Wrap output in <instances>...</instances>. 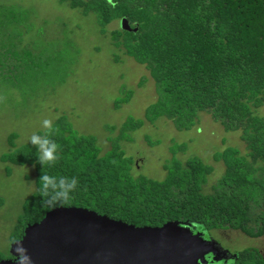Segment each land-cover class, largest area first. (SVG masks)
<instances>
[{
    "label": "trees",
    "instance_id": "1",
    "mask_svg": "<svg viewBox=\"0 0 264 264\" xmlns=\"http://www.w3.org/2000/svg\"><path fill=\"white\" fill-rule=\"evenodd\" d=\"M84 15H93L103 36L110 39L115 60L123 51L146 65L155 81L157 99L143 118L129 116L120 125L107 124L110 148L104 150L97 136L81 133L69 115L60 113L53 125L59 132L50 138L59 145L58 161L51 166L37 162V149L18 144L19 134L8 138L9 149L1 161L35 167V191L24 201L12 236L21 239L27 225L38 222L59 206H77L106 214L136 226H162L184 221L207 230L232 228L253 236L264 235V0H60ZM34 11L0 0V79L15 90L23 78L48 76L46 65L53 56L46 48L25 42L34 28ZM128 18L137 32L109 31L108 26ZM67 67V66H66ZM65 75L49 85L55 89ZM145 78L139 83L142 87ZM135 94L123 86L115 101L119 109ZM207 112L226 130L241 132L246 152L227 146L213 155L225 172L205 191L214 166L199 156L185 160L179 153L187 143L172 141L171 158L163 167L162 180L135 176V158L121 141H132L131 133L146 122L156 125L161 117L179 130L198 125ZM44 129L37 134L43 135ZM149 145L159 141L146 135ZM6 173L11 174L8 166ZM42 172L77 178L71 198L49 206L40 194ZM49 191H53L49 189ZM1 203V202H0Z\"/></svg>",
    "mask_w": 264,
    "mask_h": 264
},
{
    "label": "rangeland",
    "instance_id": "2",
    "mask_svg": "<svg viewBox=\"0 0 264 264\" xmlns=\"http://www.w3.org/2000/svg\"><path fill=\"white\" fill-rule=\"evenodd\" d=\"M1 1L34 11V28L24 35L25 42L46 48L53 56L46 65L48 76L38 80L33 71L29 72L20 90L10 88L0 79V97H3L0 100V158L9 149L11 133L19 134V145L30 142V136L43 129V119L54 121L60 113L69 115L81 133L97 136L106 151L110 148L106 125H120L129 116L143 118L146 107L156 101V84L149 69L123 51L116 52L120 57L117 62L110 39L102 35L93 15H84L60 0ZM117 27L118 22L114 21L108 29ZM63 75L66 77L63 84L49 88L51 82ZM143 78L145 83L140 87ZM123 86L134 89L135 94L130 102L117 109L115 101ZM259 111L263 114L264 108ZM131 135L132 141L123 140L121 144L127 154L135 158V176L165 179L167 172L163 165L171 158V142H185L188 150L178 154L180 159L199 156L214 166L205 185L208 193L225 172L224 163L213 159L214 153L227 146L247 150L240 131L226 130L207 112L200 113L198 125L192 129L179 130L169 119L161 117L156 125L146 122ZM146 135L159 144L149 145ZM8 166L12 168L10 175L6 173ZM35 189L33 165H15L0 159V260L11 255L12 236L23 203Z\"/></svg>",
    "mask_w": 264,
    "mask_h": 264
},
{
    "label": "water",
    "instance_id": "3",
    "mask_svg": "<svg viewBox=\"0 0 264 264\" xmlns=\"http://www.w3.org/2000/svg\"><path fill=\"white\" fill-rule=\"evenodd\" d=\"M122 27L129 28L126 18ZM212 242L189 222L136 226L87 208L59 206L27 225L11 244L13 258L0 264H17L21 246L28 264H200Z\"/></svg>",
    "mask_w": 264,
    "mask_h": 264
},
{
    "label": "flooded vegetation",
    "instance_id": "4",
    "mask_svg": "<svg viewBox=\"0 0 264 264\" xmlns=\"http://www.w3.org/2000/svg\"><path fill=\"white\" fill-rule=\"evenodd\" d=\"M125 18L116 20L118 27L113 30L137 32L138 24L132 23L128 18L126 19L129 28L122 27V20ZM194 230L202 232L205 240L213 239L211 244L206 245L209 249V252L204 255L206 262L200 261V264H264V235L253 236L232 228L207 230L194 226ZM8 258H13V256L10 255Z\"/></svg>",
    "mask_w": 264,
    "mask_h": 264
},
{
    "label": "clouds",
    "instance_id": "5",
    "mask_svg": "<svg viewBox=\"0 0 264 264\" xmlns=\"http://www.w3.org/2000/svg\"><path fill=\"white\" fill-rule=\"evenodd\" d=\"M3 97H0L2 100ZM42 127L44 129L43 135L33 133L29 141L37 149V162L42 165L44 168L46 165H54L59 156L57 155L59 145L57 142L50 137L59 132V128L53 125V121L49 118L42 120ZM41 182L40 194L44 198L43 203L49 206H55L67 202L71 196L70 194L75 191L78 185V180L75 177L68 178L61 176L57 177L49 175L42 172V175L39 177ZM52 189L53 191H49ZM29 257L26 255L25 250L22 246L18 250V262L17 264H28Z\"/></svg>",
    "mask_w": 264,
    "mask_h": 264
}]
</instances>
